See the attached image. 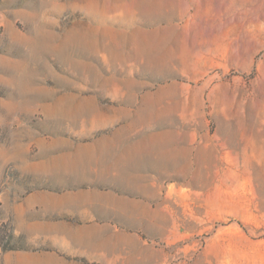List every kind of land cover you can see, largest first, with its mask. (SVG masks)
<instances>
[{"label": "rangeland", "instance_id": "374dc122", "mask_svg": "<svg viewBox=\"0 0 264 264\" xmlns=\"http://www.w3.org/2000/svg\"><path fill=\"white\" fill-rule=\"evenodd\" d=\"M209 11L0 0V264L51 249V196L110 191L129 264H264V0ZM132 147L142 175L110 176Z\"/></svg>", "mask_w": 264, "mask_h": 264}, {"label": "crops", "instance_id": "0c3cea01", "mask_svg": "<svg viewBox=\"0 0 264 264\" xmlns=\"http://www.w3.org/2000/svg\"><path fill=\"white\" fill-rule=\"evenodd\" d=\"M206 1L210 9L206 17L210 24L222 27L215 28L216 32H224V10L244 8L245 0ZM261 31H264V26ZM140 145L142 144L139 143L138 151H142ZM138 151L133 147L126 148L125 155L121 154L111 164L113 168L110 176L130 178L134 175L141 176L140 172L134 174L130 160L131 154ZM159 174L161 173L153 172L147 175ZM110 192L95 194L94 200L91 201L93 207L89 211L85 210L81 200H77L79 197L77 193L51 196V202L45 204V211L46 214L51 213L58 218L45 221L44 240L51 249L29 255L34 259V264H129L128 258L132 256V251L118 250L114 244L118 236L122 237L117 233V226L128 224L127 220L123 221L117 216L122 210L121 203L126 199L113 194L115 192ZM101 211L104 212L103 216ZM143 260L144 258L140 256L137 261Z\"/></svg>", "mask_w": 264, "mask_h": 264}, {"label": "trees", "instance_id": "16d2710c", "mask_svg": "<svg viewBox=\"0 0 264 264\" xmlns=\"http://www.w3.org/2000/svg\"><path fill=\"white\" fill-rule=\"evenodd\" d=\"M11 238H14L13 234L10 235Z\"/></svg>", "mask_w": 264, "mask_h": 264}]
</instances>
